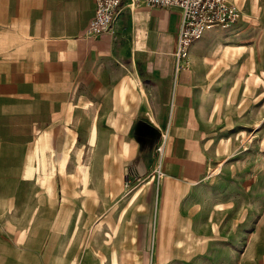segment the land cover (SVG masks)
<instances>
[{
  "label": "crops",
  "instance_id": "0c3cea01",
  "mask_svg": "<svg viewBox=\"0 0 264 264\" xmlns=\"http://www.w3.org/2000/svg\"><path fill=\"white\" fill-rule=\"evenodd\" d=\"M95 13L96 0H0V264L86 262L89 168L73 162L72 154L82 155L89 143L115 161L150 152L152 138L144 146L136 123L150 132L167 124L173 170L190 169L175 180L172 170L160 195V255L171 254L175 234L182 242L209 233L199 242L198 260L201 252L216 255L217 212L223 206L242 220L245 203L235 209L225 192L219 204L208 207L201 228H191L185 218L193 219L203 204L191 192L217 193L196 172L202 136L196 131L223 116L237 97L234 91L250 88L248 67L235 66L243 56L234 33L239 24L214 26L221 29L217 34L195 39L188 62L178 67L180 7L123 0L112 29L93 36L87 27ZM181 140L185 145L173 156ZM225 142L232 144L230 137L223 139L219 149ZM193 202L199 206L192 213ZM102 216L96 214L98 230L110 218ZM129 224L104 232L135 234ZM100 260L104 264L103 254H97Z\"/></svg>",
  "mask_w": 264,
  "mask_h": 264
},
{
  "label": "rangeland",
  "instance_id": "374dc122",
  "mask_svg": "<svg viewBox=\"0 0 264 264\" xmlns=\"http://www.w3.org/2000/svg\"><path fill=\"white\" fill-rule=\"evenodd\" d=\"M232 2L242 8L240 17L235 21L239 26L234 33L240 35L235 40L242 46L243 56L235 66L242 64L248 67L246 76L250 88L234 91L237 97L229 99L223 116L219 114L216 121H210L207 126H203L202 131H196L202 135L199 137L201 155L194 158L196 172L217 193L213 197L206 191L201 194L200 191L191 192L192 196L202 198L203 204L197 213L195 211L199 204L193 202L189 205V211L195 214L193 219L191 216L186 217L185 222L193 229L201 228L206 221L208 207L219 204L225 192L231 193L235 209L245 203L242 207V220L241 214L235 210L226 212L223 206L220 207L216 215L219 224L216 225V232L220 231L217 240L221 250L216 255L211 253L208 256L209 251L201 252L204 256L198 260L199 242L205 240L206 235L212 236L209 233L201 237L193 235L191 239L185 237L182 242L177 240L175 234L171 239L174 241L171 246L173 249L170 250L174 256L168 255V252L161 256L157 234L159 198L168 174L177 165L166 154L171 129L165 124L163 128L158 127L157 131L150 132L145 128V123H136L139 140L144 146L150 147L145 140L152 138L148 141L154 144L150 152L138 153L125 162L115 161L111 155L95 152L94 144L89 143L82 155L72 154L73 162H82L83 167L89 168L90 178L88 199L91 217L85 240L88 243V250L85 251L88 258L82 264H100L97 254L104 255V264H264V0ZM230 24L233 22L227 26ZM220 30L216 27L207 28L202 37L210 38ZM229 137L232 140L231 146L225 142V148L219 149L222 140L227 141ZM184 145L182 140L175 141L173 156ZM188 156L183 154V157ZM140 157L144 158V162L140 161ZM113 165L117 167L110 169ZM173 171L175 178L172 179L175 180L177 176L185 178L190 169L185 166L183 171ZM93 192L96 193L94 196ZM98 212L101 216L104 214L110 217L99 230V218L96 217ZM201 213L204 214L202 222ZM128 224L130 228H135V234L117 232L112 237L104 232L116 227L118 231L121 227L128 229ZM208 243L212 244L209 240ZM115 246L119 248L116 250Z\"/></svg>",
  "mask_w": 264,
  "mask_h": 264
},
{
  "label": "built area",
  "instance_id": "2783aa9c",
  "mask_svg": "<svg viewBox=\"0 0 264 264\" xmlns=\"http://www.w3.org/2000/svg\"><path fill=\"white\" fill-rule=\"evenodd\" d=\"M153 5L178 6L182 20L175 51L177 66L183 67L188 59L191 43L202 36L207 28L235 22L241 15L239 6L230 0H134ZM123 0H96V13L87 33L98 35L112 29Z\"/></svg>",
  "mask_w": 264,
  "mask_h": 264
},
{
  "label": "bare ground",
  "instance_id": "6f19581e",
  "mask_svg": "<svg viewBox=\"0 0 264 264\" xmlns=\"http://www.w3.org/2000/svg\"><path fill=\"white\" fill-rule=\"evenodd\" d=\"M204 110H206L205 108H204ZM223 250V249H222Z\"/></svg>",
  "mask_w": 264,
  "mask_h": 264
}]
</instances>
